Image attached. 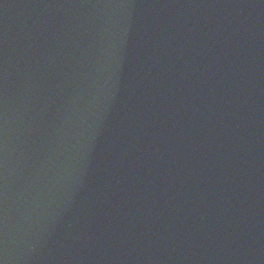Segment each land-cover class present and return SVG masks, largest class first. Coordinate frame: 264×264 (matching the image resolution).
Segmentation results:
<instances>
[{
    "label": "water",
    "instance_id": "1",
    "mask_svg": "<svg viewBox=\"0 0 264 264\" xmlns=\"http://www.w3.org/2000/svg\"><path fill=\"white\" fill-rule=\"evenodd\" d=\"M0 170V264H131L86 0H0Z\"/></svg>",
    "mask_w": 264,
    "mask_h": 264
}]
</instances>
